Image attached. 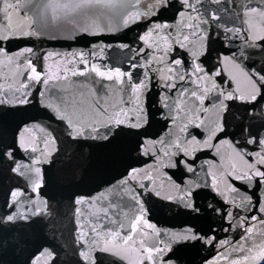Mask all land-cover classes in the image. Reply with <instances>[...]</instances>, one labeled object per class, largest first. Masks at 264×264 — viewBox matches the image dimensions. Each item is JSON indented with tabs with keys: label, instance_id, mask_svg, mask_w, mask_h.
<instances>
[{
	"label": "snow or ice",
	"instance_id": "6c2138e0",
	"mask_svg": "<svg viewBox=\"0 0 264 264\" xmlns=\"http://www.w3.org/2000/svg\"><path fill=\"white\" fill-rule=\"evenodd\" d=\"M0 264H264V0H0Z\"/></svg>",
	"mask_w": 264,
	"mask_h": 264
},
{
	"label": "water",
	"instance_id": "95a60500",
	"mask_svg": "<svg viewBox=\"0 0 264 264\" xmlns=\"http://www.w3.org/2000/svg\"><path fill=\"white\" fill-rule=\"evenodd\" d=\"M129 35H132V33H129ZM34 44L37 48L43 51H54V52H59L61 54L68 53L73 50H80V49L86 50L85 44L83 42L68 40L65 39L63 36H60L57 39H48L46 37L41 38L39 40H35ZM108 54L109 56L112 57V62L123 59V56L117 53L115 50L110 51ZM73 79L79 80L82 78H73Z\"/></svg>",
	"mask_w": 264,
	"mask_h": 264
}]
</instances>
